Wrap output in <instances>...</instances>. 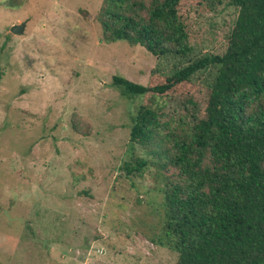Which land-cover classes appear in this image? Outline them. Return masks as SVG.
<instances>
[{
  "label": "rangeland",
  "instance_id": "obj_1",
  "mask_svg": "<svg viewBox=\"0 0 264 264\" xmlns=\"http://www.w3.org/2000/svg\"><path fill=\"white\" fill-rule=\"evenodd\" d=\"M18 1L0 0V264H174L151 239L161 179L150 166L142 175L122 167L133 152L147 156L129 141L141 98L111 82L146 84L152 68L176 61L103 41L102 0ZM198 14L205 45L195 54L223 51L237 8L220 0Z\"/></svg>",
  "mask_w": 264,
  "mask_h": 264
},
{
  "label": "trees",
  "instance_id": "obj_2",
  "mask_svg": "<svg viewBox=\"0 0 264 264\" xmlns=\"http://www.w3.org/2000/svg\"><path fill=\"white\" fill-rule=\"evenodd\" d=\"M183 1L102 0L95 16L103 41L176 61L152 68L146 84L112 77L121 96L142 101L129 141L147 156L133 152L122 167L142 175L150 166L161 179L151 239L174 264H264V0H229L237 16L225 48L198 55L205 44L193 14L220 0ZM204 71L214 76L202 80Z\"/></svg>",
  "mask_w": 264,
  "mask_h": 264
},
{
  "label": "water",
  "instance_id": "obj_3",
  "mask_svg": "<svg viewBox=\"0 0 264 264\" xmlns=\"http://www.w3.org/2000/svg\"><path fill=\"white\" fill-rule=\"evenodd\" d=\"M26 26V22H21L19 24H13L10 28L11 32L14 34H22L24 31V28Z\"/></svg>",
  "mask_w": 264,
  "mask_h": 264
}]
</instances>
